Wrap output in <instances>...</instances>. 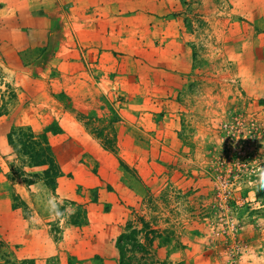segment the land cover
<instances>
[{"label": "rangeland", "instance_id": "374dc122", "mask_svg": "<svg viewBox=\"0 0 264 264\" xmlns=\"http://www.w3.org/2000/svg\"><path fill=\"white\" fill-rule=\"evenodd\" d=\"M180 1L192 65L83 60L62 33L0 50V264H36L15 251L40 238L70 260L75 235L78 264H264V0ZM20 127L58 132L54 190L7 144Z\"/></svg>", "mask_w": 264, "mask_h": 264}, {"label": "crops", "instance_id": "0c3cea01", "mask_svg": "<svg viewBox=\"0 0 264 264\" xmlns=\"http://www.w3.org/2000/svg\"><path fill=\"white\" fill-rule=\"evenodd\" d=\"M179 1L0 0V50L3 46L15 48V43L18 45L24 42L31 43V47L34 48L45 43V39L54 36V33H62L65 39L75 40L74 49L81 54L83 60L90 56L110 55L115 65L122 66L125 65L123 60L127 55L137 52L139 58L135 62L141 65L152 64L149 56L147 57L148 54L164 55L165 63L192 65L193 56L190 47H187L189 43L182 42L183 38H190L192 34H186V31H180L179 28L173 30L169 27L167 23H171L172 26L174 21L178 22V18L175 20L173 18L170 22L165 18L166 14L172 16L177 10V6L181 3ZM8 8H12L10 12H7ZM1 15L5 16L2 18ZM8 15L10 17H6ZM165 24L169 27L168 34L163 28ZM130 28L134 31L133 43L130 42L128 33H125L130 31ZM186 51L190 54L188 62L185 60L178 63L181 62L180 56L186 54ZM70 52L69 50L68 53ZM110 66L109 63L108 67ZM91 67L93 68L94 65ZM111 213L112 210L105 215L109 216ZM88 219L91 223L90 217ZM75 236L70 237L71 252H73L71 259L59 261V264H78L76 261L80 260L77 250L80 239ZM46 242V239L41 238L32 240V243L29 240L27 249L18 248L19 250L15 251L17 259L29 258L34 259L36 264H45L49 261L46 257L48 251ZM15 244L21 245L19 242ZM83 244L85 245L84 242L81 245ZM115 254L114 248L111 250V257L106 258L103 251L89 252L84 264H100L96 258L103 259L106 264H116Z\"/></svg>", "mask_w": 264, "mask_h": 264}, {"label": "trees", "instance_id": "16d2710c", "mask_svg": "<svg viewBox=\"0 0 264 264\" xmlns=\"http://www.w3.org/2000/svg\"><path fill=\"white\" fill-rule=\"evenodd\" d=\"M48 133H52L53 135L58 134L56 129L50 128L45 133L36 136L29 127H20L9 132L6 139L7 144L11 147L14 154L19 157L21 166L27 168H43L44 183L50 190H54L57 179L62 177V171L48 141ZM119 264L125 263L121 260Z\"/></svg>", "mask_w": 264, "mask_h": 264}]
</instances>
